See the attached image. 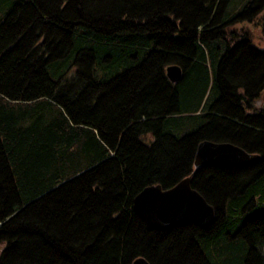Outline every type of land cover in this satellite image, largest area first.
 Segmentation results:
<instances>
[{"label": "trees", "instance_id": "trees-1", "mask_svg": "<svg viewBox=\"0 0 264 264\" xmlns=\"http://www.w3.org/2000/svg\"><path fill=\"white\" fill-rule=\"evenodd\" d=\"M202 139L260 157L193 171L209 226L147 228ZM137 255L264 264V0H0V264Z\"/></svg>", "mask_w": 264, "mask_h": 264}, {"label": "water", "instance_id": "water-1", "mask_svg": "<svg viewBox=\"0 0 264 264\" xmlns=\"http://www.w3.org/2000/svg\"><path fill=\"white\" fill-rule=\"evenodd\" d=\"M165 72L172 81H177L182 75L177 63L167 64ZM259 157L257 151L246 150L231 141L202 139L196 145L191 172L168 187H163L159 182L144 185L133 197L132 206L147 228L165 229L187 222L207 227L215 217V208L190 185L193 171L203 164L239 166ZM130 264L153 263L145 256L137 255Z\"/></svg>", "mask_w": 264, "mask_h": 264}, {"label": "flooded vegetation", "instance_id": "flooded-vegetation-1", "mask_svg": "<svg viewBox=\"0 0 264 264\" xmlns=\"http://www.w3.org/2000/svg\"><path fill=\"white\" fill-rule=\"evenodd\" d=\"M192 166H193V164H192ZM198 167H199V166H198ZM198 167H197V168H198ZM197 168H196V169H197ZM192 174H193V173H192ZM184 176H185V175H184ZM182 177H183V176H182ZM182 177H181V178H182ZM179 179H180V178H179ZM179 179H178V180H179ZM178 180H177V181H178ZM177 181H175V182H177ZM175 182H174V183H175ZM174 183H172V184H174ZM172 184H170V185H172ZM170 185H168V186H170ZM190 185H191V182H190ZM168 186H163V187H168ZM191 186H192V185H191ZM192 187H193V186H192ZM139 190H140V189H139ZM139 190H138V191H139ZM138 191H137V192H138ZM137 192H136V193H137ZM136 193H135V194H136ZM134 196H135V195H134ZM134 196H133V197H134ZM132 202H133V199H132ZM132 207H133V206H132ZM133 209H134V208H133ZM138 215H139V214H138ZM139 216H140V215H139ZM140 217H141V216H140ZM143 221H144V220H143ZM144 223H145V222H144Z\"/></svg>", "mask_w": 264, "mask_h": 264}]
</instances>
